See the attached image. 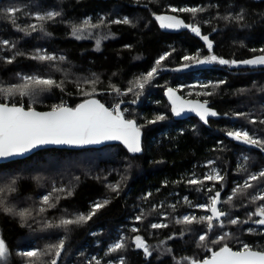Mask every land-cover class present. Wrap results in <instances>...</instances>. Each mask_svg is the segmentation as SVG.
Listing matches in <instances>:
<instances>
[{"label":"trees","instance_id":"1","mask_svg":"<svg viewBox=\"0 0 264 264\" xmlns=\"http://www.w3.org/2000/svg\"><path fill=\"white\" fill-rule=\"evenodd\" d=\"M9 7L20 11L12 18L0 11V41H9L7 46L0 44V87L20 84V76L25 75L51 78L61 87L36 89L23 97L14 94L7 100L0 94V103L23 104L25 109L31 106L39 111L61 104L74 108L89 97L85 93H91L109 109L119 104L124 118L136 122L142 150L133 154L121 145L80 151L46 149L0 164V186L8 178L20 177L15 192L0 196L6 197L8 206L32 211L21 221L0 209V238L9 249L7 261L0 264H27L28 258L19 252L43 251L61 238H65V248L58 264H96L97 260L109 264L116 258L122 260L113 264H189L185 257L203 260L211 256L209 248L218 251L224 244L235 251L243 244L264 251V226L252 221L228 223L235 218L248 220V213L262 203H251L250 198L264 187V178L252 182L253 188L237 194L231 204H219L229 214L221 218L223 228L218 222L211 231L206 223H176L182 211L188 207L192 210V205L206 195L200 185L187 181L204 176L207 159L213 158L225 172L222 200L227 199L234 180L264 170V148L237 144L225 136V132L239 128L264 141V65L195 64L182 59L199 54L200 58L216 55L240 62L264 54L260 51L264 49V0H0V9ZM172 7L204 11L193 17L191 13H172ZM49 11L61 15L43 22L34 18ZM162 14L198 25L212 42V52L192 32L161 29L153 16ZM125 17L129 24L113 23ZM86 19L100 26L87 29L81 33L84 38L78 40L72 35V26ZM30 25H36L37 30L32 31ZM38 53L56 59L31 58ZM165 53L169 55L140 95H136L138 89L128 92L131 82L150 71ZM13 56L12 63L5 62ZM185 63L190 66L183 67ZM93 80L97 81L94 85L90 83ZM168 88L186 99L207 101L217 115L210 116L207 123L195 113L176 118L163 95ZM158 115L165 118L149 123ZM240 156H247V160L235 167ZM118 182L119 191H111L109 186ZM53 186L65 192L54 194L60 196L58 201H51L56 207L41 213L40 200ZM68 191L72 194L67 195ZM105 199L109 203L87 223L67 229L57 226L62 218L88 214L93 204ZM141 214L142 220L135 221ZM160 219L167 227L151 228ZM48 224L53 227H46ZM225 231L230 238L213 244ZM205 233L208 239L198 246L199 236ZM119 235L124 236V247L109 253V244ZM137 235L151 255L145 256L135 247ZM50 258L43 256L37 264H45Z\"/></svg>","mask_w":264,"mask_h":264},{"label":"snow or ice","instance_id":"2","mask_svg":"<svg viewBox=\"0 0 264 264\" xmlns=\"http://www.w3.org/2000/svg\"><path fill=\"white\" fill-rule=\"evenodd\" d=\"M0 11H2L6 16L12 18L20 11V9L16 7H9L6 9H0ZM170 11L172 13H191L193 17H195L198 12H202L204 9L196 7H172L170 8ZM60 15V12L49 11L43 15L37 14L34 18L43 22L53 20L55 17ZM227 18L228 17H225V19ZM236 18L242 19L241 16H237ZM155 19L159 22L161 28L189 29L196 36L200 37L205 42L209 52H212V42L209 40L207 35H202L201 29L198 25L185 23L182 19L175 15H156ZM13 23H15L14 19ZM103 23L104 21L101 19L100 24ZM113 23L129 24L130 20L125 17L123 20H116L113 21ZM99 26V24H93L90 20L86 19L81 25L72 26V35L79 40L84 38L81 33L89 28H96ZM29 27L32 31L37 30L36 25H30ZM40 28L43 30L42 24ZM21 30L23 31L24 29ZM0 44L7 46L9 41H0ZM99 44L100 41L97 40V46H99ZM260 51L264 53V49H261ZM20 54L21 53H16V55ZM168 55L169 53H165L160 56L159 59L156 60L155 66L150 71L138 77L134 82H131L132 86L129 87L127 91L132 92L134 89H138L139 91L136 92V95L139 96L145 85L149 84L154 79L161 67L162 61H164ZM31 58L39 61H52L56 59L53 55H42L39 53ZM14 59L15 56L11 59H7L5 62L12 63ZM60 59L63 60L64 58L60 57ZM182 59L195 64H210L215 62L221 65H235L237 63L245 65H264V54L240 62L218 58L216 55H208L200 58L199 54H197V56H184ZM189 66L190 63L183 64V67L185 68ZM17 75L20 76V74ZM20 79L22 80V83L20 84L0 87V94H3L5 100L14 94H18L23 97L30 95L36 89L50 90L53 87H61V84H58L55 80L51 78H42L37 75L20 76ZM96 82V80L90 81L93 85ZM219 83H223V81ZM218 86V84L215 85V87ZM202 87L207 88L208 85H202ZM113 91L120 94V90L114 86ZM85 95L91 96L92 94L85 93ZM166 95L172 104V112L175 115H179L181 112L188 110L190 112H194L204 123L208 122V118L210 116L217 115L214 110L207 106V101H187L181 102L178 105L177 101H179L180 98L175 95V90L171 88L167 89ZM203 95H211V93L204 92ZM132 103H135V101H132ZM237 115H243V113H238ZM164 118V116L158 115L155 120L149 121V123H155L156 121L163 120ZM261 123H264V121H261ZM227 135L244 144L257 145L264 148V141L254 139L247 131H230ZM104 141H120L126 147L127 151L133 154L140 153L142 150L140 143V128L137 126L135 121L124 118L119 104L109 109L99 100L88 98L82 103L77 104L75 108L61 104L59 106H53L51 111L38 112L31 106L25 109L23 104L17 106L15 103H12L11 105L7 102L0 103V158L20 156L42 145H88L99 144ZM212 163L213 162L211 161L208 162L209 165ZM262 178H264V170H261L256 174L249 175L248 179L245 180L243 184H237L236 187L232 189V194L229 195L226 200H222L221 192L216 191L215 195L209 196V202L207 204L196 206L210 212V215H203L200 217H197L196 215H184L182 218L178 219L176 223L184 225L206 223L207 229L211 231L214 228L215 222H220L219 226L223 228L224 224L221 218L228 216L229 214L221 210L218 205L222 203L231 204L237 194L253 188L252 182L258 181ZM19 179L20 177L18 176L6 179L3 182V186H0V194L15 192L17 190L16 186ZM223 179L224 177L213 168L204 176L203 180L193 178L187 182L191 185H204L206 181L219 183L223 181ZM109 187L111 191L118 192L120 184L118 182L117 184L110 185ZM208 191L211 193L213 189H208ZM63 192H65L64 188H57L53 186L51 192L42 196L40 200L42 207L39 211L43 213L47 208L56 207V204L51 201L54 198L58 201L60 196L55 195L54 197V194ZM71 194V191L67 192V195ZM144 198L147 199V196ZM257 201L262 203L256 207L254 212L248 213V220L240 221L239 218H235L230 219L228 223L236 225L238 223H248V221H252L257 225L264 226V189L257 191L255 195L251 196V203H256ZM108 203L109 201L107 199L102 202H97L92 205L91 211L88 214L80 213L76 214L73 218H62L57 226L67 229L70 225H81L87 223V221L90 220L99 209L103 208ZM172 207L175 208V205ZM0 209H2L5 214L18 216L21 221L26 220L32 215V211L28 208L16 209L8 206L6 204V197L4 196H0ZM253 217H258V219H253ZM142 218L143 214L137 216L135 219L137 221H141ZM46 227L50 228L53 227V225L48 224ZM164 227H167V225L162 223L151 224V228L153 229ZM133 231H138V229L134 228ZM249 231H251V229H249ZM181 235H183V233H181ZM171 238L172 237H169V239ZM229 238L230 233L224 232L222 235L213 240L212 243L221 244ZM207 239V233L201 234L199 236L198 246H200V244H204ZM134 243L137 249H143L145 256L151 255L148 246L139 235L135 237ZM123 247L124 244L122 242H117L109 247L108 252H115ZM64 248L65 238H61L58 243L48 245L43 251L34 249L21 251L18 254L21 257L28 258L27 264H37L43 256H51L50 260L45 262V264H58V259L60 258ZM208 251L211 252V256L207 259L193 260L188 257H185L184 259L189 260V264H264V251L253 250L248 244H243L241 249L238 251H234L227 244L220 247L219 251H213L211 248H209ZM8 256L9 249L6 246V242L0 238V262L7 261ZM96 264H100V262L97 260Z\"/></svg>","mask_w":264,"mask_h":264},{"label":"rangeland","instance_id":"3","mask_svg":"<svg viewBox=\"0 0 264 264\" xmlns=\"http://www.w3.org/2000/svg\"><path fill=\"white\" fill-rule=\"evenodd\" d=\"M166 15H171V14H166ZM34 16H36V15H34ZM155 16H156V15L153 16L154 19H155ZM178 18H179V17H178ZM155 20H156V19H155ZM156 22H157L158 26L160 27L159 22H158L157 20H156ZM160 28H161V27H160ZM161 29H163V30H170V31L186 30V31L191 32L189 29H186V28H181V29H167V28H161ZM251 66H261V65H251ZM89 97H91V96H89ZM87 98H88V97H87ZM236 130L246 131V130H244V129H239V128H235V130L233 129V130H230V131H236ZM230 131H229V132H230ZM227 133H228V132H225V136H227L228 138H230L231 140H233V141L236 142L237 144H241V145L249 146V147H251V148L256 147V145H248V144H244V143H242V142L236 141V140H234L232 137L228 136ZM245 158H247V156H240V158H238L237 161H236L235 167H239V166L243 165L244 161L247 160V159H245ZM209 161H211V162H213V163H212L211 165H209V164H208ZM203 165L206 166V168H207V170L205 171L204 176H205L206 174H208V173L214 168V169H216V171L219 172V174H220L221 176L224 177V179H223V181H221V182H219V183L214 182V181H206V182L204 183V185H200V187L203 188V190H205L206 195H205V192H202V193H200V194H201V195L204 194L205 197H203V199H202L201 201H199V202H195V204L193 203L194 205H192V210H189V207H188V210L186 209L185 211H182L181 214H180V217H181V218H182L184 215H196L197 217H199V216H203V215H210V212H207V211H205L204 209H201V208L196 207V206H197V205H205V204H207V203L209 202V196H210V195H215V192H216V191H220V192H222V190H223V189L225 188V186H226V182H225V172H224V171L218 166V164L216 163V161H215L213 158L207 159L206 162H204ZM204 176H203V177H194V178H196V179L198 178V179H200V180H203ZM247 179H248V176H247L246 178L242 179L241 181H236V180H234V181H233V187H232L231 189H233L234 187H236L237 184H243V182H244L245 180H247ZM218 187H219V188H218ZM208 189H213V191H212L211 193H209ZM261 189H264V187H260V188H258V189L256 190V192L259 191V190H261ZM256 192H255V193H256ZM231 194H232V190L228 191L227 196H229V195H231ZM182 200H184V198H183ZM218 207H219V205H218ZM161 218H162V217H161ZM135 221H136V219H135ZM158 222L160 223V222H162V220L160 219ZM162 223H163V222H162ZM218 223H220V222H218ZM133 228H134V227L132 226V229H133ZM225 232H227V231H225ZM123 238H124L123 235H119L118 238H117V240L112 241V242L109 244V247L112 246L113 244L117 243V242H122V241H123ZM134 240H135V238H134ZM142 250H143V249H142ZM121 260H122L121 258H116L114 261H110L109 264H113L115 261H116L117 263H120Z\"/></svg>","mask_w":264,"mask_h":264},{"label":"water","instance_id":"4","mask_svg":"<svg viewBox=\"0 0 264 264\" xmlns=\"http://www.w3.org/2000/svg\"><path fill=\"white\" fill-rule=\"evenodd\" d=\"M169 89V88H168ZM172 89V88H171ZM174 90V89H173ZM166 92H167V89L164 91V98L167 100L168 104L170 105L171 107V110H172V104L171 102L169 101V98L168 96L166 95ZM175 95L177 97H179V101H177V104L179 105V103L181 102H187V101H194V100H190V99H186L184 97H182L181 95H179L176 91H175ZM88 98H94V99H97L96 97L94 96H91V97H88ZM86 98V99H88ZM99 100V99H97ZM84 101V100H83ZM83 101H81L80 103H82ZM100 101V100H99ZM101 102V101H100ZM102 103V102H101ZM18 106V105H17ZM76 107V106H75ZM74 107V108H75ZM105 107H107L105 105ZM52 110V109H51ZM51 110H46V111H39V110H36L38 112H48V111H51ZM194 112H190L188 110H185L183 112H181L179 115H175L173 113V115L176 117V118H179V119H182V118H185L191 114H193ZM111 145H121V146H124L120 141H104V142H101L99 144H88V145H54V144H49V145H42V146H38L37 148L31 150L30 152L28 153H25L23 155H20V156H13V157H9V158H0V164H6V163H9V162H12V161H16V160H23V159H26L28 157H30L31 155L35 154L36 152L38 151H41V150H46V149H58V150H70V151H80V150H86V149H99V148H102V147H105V146H111ZM125 147V146H124ZM126 148V147H125ZM264 154V153H263ZM219 251V250H218ZM235 251V250H234ZM210 257V256H209ZM208 257V258H209ZM207 259V258H205ZM204 260V259H203Z\"/></svg>","mask_w":264,"mask_h":264},{"label":"flooded vegetation","instance_id":"5","mask_svg":"<svg viewBox=\"0 0 264 264\" xmlns=\"http://www.w3.org/2000/svg\"><path fill=\"white\" fill-rule=\"evenodd\" d=\"M180 104V103H179Z\"/></svg>","mask_w":264,"mask_h":264}]
</instances>
